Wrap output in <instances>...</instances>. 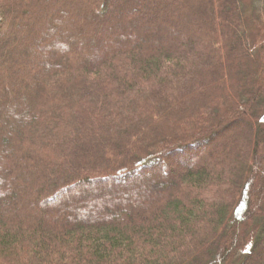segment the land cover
<instances>
[{
    "label": "trees",
    "instance_id": "obj_1",
    "mask_svg": "<svg viewBox=\"0 0 264 264\" xmlns=\"http://www.w3.org/2000/svg\"><path fill=\"white\" fill-rule=\"evenodd\" d=\"M0 264H264V0H0Z\"/></svg>",
    "mask_w": 264,
    "mask_h": 264
},
{
    "label": "rangeland",
    "instance_id": "obj_2",
    "mask_svg": "<svg viewBox=\"0 0 264 264\" xmlns=\"http://www.w3.org/2000/svg\"><path fill=\"white\" fill-rule=\"evenodd\" d=\"M186 155H187V154H186ZM186 155H185V157L183 156V158H182V156H180V158L182 159L183 162H180V163H179L180 165H179L178 167L176 166L175 168L179 169L180 167H182V166H184V165L187 166L188 164H190V163L188 162V160H186V159L188 158V156H186ZM187 162H188V163H187ZM189 166H190V165H189Z\"/></svg>",
    "mask_w": 264,
    "mask_h": 264
}]
</instances>
